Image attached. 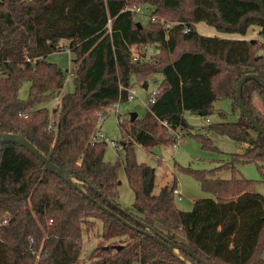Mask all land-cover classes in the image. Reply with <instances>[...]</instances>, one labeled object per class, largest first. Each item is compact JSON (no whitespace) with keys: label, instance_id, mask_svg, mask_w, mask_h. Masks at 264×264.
<instances>
[{"label":"trees","instance_id":"1","mask_svg":"<svg viewBox=\"0 0 264 264\" xmlns=\"http://www.w3.org/2000/svg\"><path fill=\"white\" fill-rule=\"evenodd\" d=\"M144 6L156 18L146 25L135 19ZM201 23L215 34L200 33ZM254 26L262 41L253 43L247 36ZM147 46L156 47L155 55H134L135 47ZM60 50L73 55L75 92L50 108L65 73L47 56ZM157 74L162 83L155 103L131 125L119 123L135 195L130 210L119 202L117 166L104 159L107 144L94 137L108 110L128 101L132 79L149 87ZM248 74L264 79V0H0V134L22 136L72 179L49 172L25 147L0 142V220L8 219L0 226V264H78L84 230L97 223L106 245L92 252V264H202L187 250L204 264H264V196L248 179L210 178L222 168L255 163L264 182V136L237 101L238 82ZM26 80L31 88L23 100L19 90ZM255 95L264 104V86L248 81L243 101L264 127ZM222 99L239 118L228 121L221 113L224 121L207 131L238 142L243 151L215 170H190L215 198L181 210L175 184L154 193L156 171L137 162L133 146L172 145V132L191 130L186 112L212 115ZM198 136L204 148L217 149ZM154 231L184 249L170 251L145 233Z\"/></svg>","mask_w":264,"mask_h":264},{"label":"rangeland","instance_id":"2","mask_svg":"<svg viewBox=\"0 0 264 264\" xmlns=\"http://www.w3.org/2000/svg\"><path fill=\"white\" fill-rule=\"evenodd\" d=\"M143 13L137 14L135 19L146 25L150 21L152 9L150 7H142ZM197 29L203 35H213L216 31L213 28L201 23L197 25ZM248 39L262 41L258 36V27H251L249 30ZM224 36V35H222ZM238 35H232L231 38H238ZM185 49H192L188 46ZM134 53L146 55L150 58L156 53L155 46H147L134 48ZM263 53V51L259 52ZM73 55L67 50H60L47 56V61L56 64L65 73V85L61 91V95L48 104L50 108L56 107L64 95L75 92V70L76 64L72 61ZM162 83V75L157 74L149 79L148 89L145 90L142 84L132 79V87L136 90V96L133 100L117 103L108 110L102 122H99L98 129L108 139L121 144L125 142L124 134L120 128V121L124 119L131 125V114L137 112V117L144 115L149 96ZM31 88V82L26 80L20 87L19 96L25 100L28 98ZM254 102V99H253ZM261 111L264 115V104L261 105ZM232 103L228 99L218 100L215 108L224 110L226 120L234 121L235 117L231 113ZM260 109V108H259ZM239 114V110H236ZM185 118L191 127L189 133L181 134V139L174 145L160 146L157 145L152 149H146L138 144H134L133 150L138 163H145L153 167L156 171L154 193L159 194L161 189L166 185L176 184L181 191V199L175 196V204L184 211H190L193 208L194 201L203 198H215L210 192L203 190L200 182L190 172L192 171H211L218 167L227 164L231 161L232 156L243 151V146L238 142L228 138L227 136L219 135L216 132H208L207 127L210 124L219 123L220 116L215 110L212 115L200 116L191 112L185 113ZM209 120V122L207 121ZM198 135L209 137L217 149L204 148L201 143V138ZM128 140V139H127ZM126 140V141H127ZM125 150L124 148H114L111 143H108L105 148L104 159L106 162L117 166V177L119 182V202L126 209H132L135 202V195L132 191L127 175L125 172ZM262 170V169H261ZM255 163H240L236 165V170L231 167H225L218 170L210 176L212 179L230 180L236 176L248 179L253 182L254 190L264 196V182L262 172ZM264 170V169H263ZM100 223L89 230H84L83 245L81 250V259L78 264H92V252L106 242L101 238ZM102 229V228H101Z\"/></svg>","mask_w":264,"mask_h":264},{"label":"water","instance_id":"3","mask_svg":"<svg viewBox=\"0 0 264 264\" xmlns=\"http://www.w3.org/2000/svg\"><path fill=\"white\" fill-rule=\"evenodd\" d=\"M138 25L141 27V23H138ZM252 42L254 43L255 40H252ZM251 80H255L257 82H259L260 84H262L264 86V79L261 78L259 75H254V74H248L245 75L244 77H242L240 79V81L238 82V86H237V101H238V105H239V109H240V113L242 115H244L245 119L252 125V127L261 135L264 136V127L260 124V122L258 120H256L252 114L249 112V110L247 109L244 101H243V97H242V92H243V87L244 85ZM143 88L145 90L148 89L147 85H143ZM200 116H207V111H201L198 113ZM137 118V113H132L131 114V120L134 121ZM0 142H11V143H17L23 147H25L29 152H31L37 159H39V161L45 165V168L51 172L54 173L56 175H58L59 177L63 178L64 180L71 182L72 179L71 177L68 175V173L66 171H64L63 169L58 168L57 166H55L54 164H52L50 162V160L43 155L41 152H39V150L33 145L31 144L28 140H26L25 138H23L22 136L19 135H13V134H0ZM122 146H124V143H121ZM77 187V186H75ZM119 220L123 221L122 218L116 214H114ZM125 225L139 230L141 232H144L143 230L138 229L137 227L131 225L130 223L123 221ZM144 228H147L145 225H143ZM146 234L150 235L151 237L155 238L156 241L158 243H160L161 245L165 246L168 250L170 251H181L184 249V247L178 243H175L165 237H163L162 235L158 234L156 231H154L152 234L149 232H145ZM187 252L189 253V255L193 256L194 258L197 259L198 262L204 264L202 262V260L195 256L190 250H187Z\"/></svg>","mask_w":264,"mask_h":264},{"label":"built area","instance_id":"4","mask_svg":"<svg viewBox=\"0 0 264 264\" xmlns=\"http://www.w3.org/2000/svg\"><path fill=\"white\" fill-rule=\"evenodd\" d=\"M136 13H138V14L143 13V9L142 8H138L136 10ZM151 18L154 21L156 19L155 17H151ZM169 26L170 25H167V27H169ZM190 29L191 28L189 26L185 25L184 33H188L190 31ZM135 48H139L140 49L141 47H135ZM143 48L146 49L147 47H143ZM134 55L137 57L136 53H134ZM158 94H159V89L156 88L153 91V93L150 94L149 101H148V104H147L146 107H148V106H150V105L155 103L156 97H157ZM135 96H136V90L133 87L129 88L128 89L127 99L128 100H133L135 98ZM102 121H103V118H101L100 122H102ZM208 122H209V120H208ZM172 134H173V139H174V143L172 145L177 147L176 142L182 138L181 134H180V132H172ZM94 141H96V142H104L106 144L111 143L114 148H123L122 144L116 143L115 141H112V140L108 139L103 133H101V131H98L96 133V135L94 137ZM174 193H175L176 196H179V198L181 199L182 194H181V191L177 187H175ZM7 223H8V219L6 217L0 220V226L3 225V224H7Z\"/></svg>","mask_w":264,"mask_h":264},{"label":"crops","instance_id":"5","mask_svg":"<svg viewBox=\"0 0 264 264\" xmlns=\"http://www.w3.org/2000/svg\"><path fill=\"white\" fill-rule=\"evenodd\" d=\"M211 28V27H210ZM215 34V33H214ZM227 36H229V35H227ZM247 38H248V36H247ZM216 104V103H215ZM254 104L256 105V107L257 108H260V110H261V104H262V100H261V98L258 96V95H255L254 96ZM215 110L217 111V113L219 114V116H220V119H219V121L220 122H222V121H224V118L222 117V115H221V113H226V112H224V110H222L221 108H215ZM231 113H233V116L235 117V120H237L238 118H239V114L238 113H236V112H233L232 111V107H231ZM137 113V112H136ZM137 115H138V113H137ZM208 121V120H207ZM210 123V122H209ZM176 185V184H175ZM176 187L178 188V186L176 185Z\"/></svg>","mask_w":264,"mask_h":264}]
</instances>
